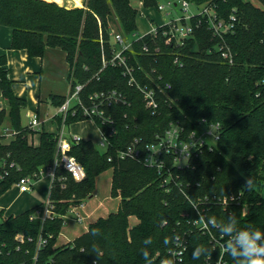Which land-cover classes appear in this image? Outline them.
Listing matches in <instances>:
<instances>
[{
    "label": "trees",
    "instance_id": "trees-1",
    "mask_svg": "<svg viewBox=\"0 0 264 264\" xmlns=\"http://www.w3.org/2000/svg\"><path fill=\"white\" fill-rule=\"evenodd\" d=\"M48 1L68 7L75 6L72 2L82 4V0H0V26L12 30L10 49L25 50L31 59H42L47 48H60L66 53L71 91L80 84H86L83 97L117 90L127 103L109 111L114 124L103 126L95 120L103 131L113 132L106 152L90 140L72 143L70 155L83 165L87 177L79 183L66 170H56L49 195L52 217L45 222L31 220L45 204L16 216L0 211V264H172L178 237L187 240L181 264H206L208 250L211 264H215L220 253L213 248L212 237L184 217L194 214L186 194L196 199L242 193L240 206L227 211L220 206L212 209L216 223L211 232L216 238L222 236L221 229L228 226L232 214L238 219L236 231L250 225L264 232V0H258L261 7L244 0H186L199 9H213L217 19L228 24L235 16L233 28L223 39L217 38L208 18L196 15L190 21L195 27L193 36L182 47L166 45L162 33L156 43L148 36L133 43L126 54L131 65L144 66L138 73L141 82L148 80L144 79L148 72L162 76L163 85H171L169 97H160L156 114L146 109L141 93L129 85L120 67L109 65L101 71L103 51L111 57L114 26L119 25L126 37L138 32V12L131 0H85L83 8L71 10ZM141 2L146 9L159 4L158 0ZM221 43L229 47L232 63L217 50ZM146 44L153 54L144 53ZM177 57L180 65L175 64ZM14 83L7 56H0V128L8 125L15 133L9 143H0V160L7 158L16 164L0 182V199L21 178L51 168L58 156V133L22 126L27 100L16 96ZM51 100L60 108L66 97L52 96ZM56 120L60 130L63 124L66 127L90 119L70 112L65 119L57 115ZM202 120L221 125L220 139L212 150L203 149L185 170L174 167L169 159L164 174L170 171L175 177L169 191L162 186L156 169L142 160L118 158L135 139L154 143L173 125L191 132ZM36 134L40 135L38 146L31 142ZM109 170H113L111 195L121 199L118 212L100 218L73 242L57 246L70 209L93 198L98 177ZM248 179L252 180L249 190L245 187ZM245 204L249 205L246 216ZM131 217L139 223L131 226ZM92 230H98L99 235L93 237ZM20 234L24 243L17 240ZM40 238L46 245L39 247ZM93 244L99 248V257ZM198 246L206 249L194 259L192 252ZM226 258L235 264L230 255Z\"/></svg>",
    "mask_w": 264,
    "mask_h": 264
},
{
    "label": "built area",
    "instance_id": "built-area-1",
    "mask_svg": "<svg viewBox=\"0 0 264 264\" xmlns=\"http://www.w3.org/2000/svg\"><path fill=\"white\" fill-rule=\"evenodd\" d=\"M143 4V3H142ZM192 4L186 0H171L168 2L170 7H181L182 15H178L175 18L171 19L168 22H164L159 25L151 26L150 30L144 35L133 34L129 37H126L121 31L111 32V57L107 58L106 53L103 51V71L107 66H118L122 69L123 75L128 79V83L131 87H134L138 90L142 97L143 102L151 113L156 114L161 106V96H167L168 91L171 90V85H163L162 76L154 77L152 74L146 72L144 79H148L141 82V77L138 73L144 71V66L138 64L137 66L131 65L129 63V58L127 52L132 49L133 43L143 40L145 37H151V40L156 43L157 37L162 33V36L165 38L166 45H176L177 47H182L185 45L186 40L193 36L194 26L190 23L191 19L198 16H203L208 18L210 27L215 34V37L223 39V36L228 33L233 28V22H235V16L231 17L230 24L225 23L217 19L216 12L209 8H201L197 14L191 13L189 11ZM159 11H164L166 7L164 5L158 4L156 7ZM151 22H155L151 19ZM198 27V26H197ZM130 38V39H129ZM103 44V40H101ZM156 52H160V47H156ZM217 50L222 54V57L228 62H233V56L226 45V43H221ZM145 54L150 55L151 47L146 44L143 48ZM181 61L177 57L175 59V64L180 65ZM153 73H156V70H153ZM150 81V82H147ZM86 84H80L75 87L74 90L66 97L65 103L58 109L57 115L63 116L65 119L67 114L70 112L73 115L81 113L85 118H89L95 124V120L101 121L103 126L112 125L114 121L112 115L109 114V111L114 108L116 105H125L127 103L126 96L117 91V90H108L91 93L87 96H82V93L85 89ZM56 115V116H57ZM56 116L54 119H56ZM43 123L41 122L38 115H32L30 127L33 130H40ZM97 125V124H96ZM100 135H101V145L108 148L109 145V136L113 133L103 131L100 126H98ZM220 129L221 125L219 123H209L206 120H202L197 128L191 132H186L183 128L178 125H173L170 129L165 132L164 136H158L157 141L150 144H142L141 140L135 139V141L130 144L125 150H122L118 153V158L120 160H142L145 165V157L150 156V151L147 150L148 146H151L153 152L156 153L153 156V166H147L152 169H156L161 174V183L162 186L169 191V184L172 183L175 179L173 174L168 171L164 174L167 169L169 159H172L173 166L185 170L189 168L191 162L194 158L200 156L201 152L205 148L212 150L214 145L220 139ZM110 134V135H109ZM14 131L9 127L3 126L0 128V143H9L14 138ZM59 143H58V156L54 161V164L51 168H41L38 172L30 176H25L20 179L14 187L18 190L20 194H26L32 192L39 182L44 178H50L51 187L53 182L56 179V170L62 168L66 170L76 182H82L86 179L87 174L83 165L72 155V143H79L83 139L79 136H72L71 138L65 137V126L63 124L62 129L59 130ZM10 139V140H9ZM10 157V155H8ZM113 159L110 158V161ZM146 166V165H145ZM16 164L14 162H8L7 158L0 160V182L4 181L6 177L9 176V168H15ZM51 190V189H50ZM241 194L239 196H201L196 199L192 198L190 195L186 194L187 199L192 203L193 206V215L185 214L184 217H188L189 221L198 228L199 231H202L203 234L210 235L211 243L214 249H218L219 253L215 259V264H229L226 256L228 255L224 251L225 241L229 238H216L212 235L211 225L207 223L209 217H212L211 211L214 207L220 206L225 211L232 209V206L241 205ZM72 207L70 213L74 216L72 220L82 223L83 218L78 212V209L82 207ZM52 205L49 200L44 206V209L40 212H37L31 217V220H41L45 222L46 219L52 217ZM249 205H244V216L248 214ZM199 215L203 216V220H198ZM17 240L20 243L25 242L23 235H18ZM47 241L40 238L39 247L46 245ZM187 251V240L185 238H177L176 248L172 251L173 261L172 264H181L184 261V255ZM212 256L207 258L206 264H211Z\"/></svg>",
    "mask_w": 264,
    "mask_h": 264
},
{
    "label": "crops",
    "instance_id": "crops-1",
    "mask_svg": "<svg viewBox=\"0 0 264 264\" xmlns=\"http://www.w3.org/2000/svg\"><path fill=\"white\" fill-rule=\"evenodd\" d=\"M250 1L254 3L255 0L254 1L250 0ZM72 3L75 6H79V7L82 6V4L78 5L74 2ZM11 41H12V30L8 27L0 26V56L3 55L7 56L10 77L15 82L13 85V90L16 96L24 99L25 98L29 99L32 101L34 105L38 103V107H39L41 103L47 104V101L51 99L52 96L67 97L70 94L71 85L67 79L69 75V65L66 61V53L62 49L47 48L45 51V55L42 59L41 58L31 59L29 57V54L25 50L22 51L11 50L10 49ZM42 123H43L42 125L43 128L45 127L46 124L53 125L54 123H57L59 126L58 121L54 118L52 120H49L47 123L46 122H42ZM51 133H57V132H51ZM35 136L32 137L31 142L35 146H38L40 142L37 145L34 143ZM112 179H113V172L110 182V195L112 188ZM40 184H42L43 191L45 190V188H48L47 195L49 200L50 189H51L50 178L48 177L44 178L41 182L36 184L35 188L37 186H40ZM100 196L101 195L94 193L93 199H91L89 202L86 201L85 203H83V206L78 209V212L83 218V222L78 223L72 220L73 223H70L67 225V227H65V228L69 227L70 230L68 233L66 232L63 233V229H65L63 228L60 236H63L65 243L59 244L57 246H63L73 242L78 237L88 232L89 227L95 222H97L100 218H107L110 214L118 212L121 202L120 198H117L119 200L117 205L115 206L114 212H111L109 209H105L104 211L100 212L101 208L104 205H106L105 198L101 199ZM96 200L98 202H94ZM37 206H33L31 208H28L27 210H30ZM22 213H19L18 215ZM137 224H131V226Z\"/></svg>",
    "mask_w": 264,
    "mask_h": 264
},
{
    "label": "rangeland",
    "instance_id": "rangeland-1",
    "mask_svg": "<svg viewBox=\"0 0 264 264\" xmlns=\"http://www.w3.org/2000/svg\"><path fill=\"white\" fill-rule=\"evenodd\" d=\"M171 0H158V3L160 5H164L166 9L164 11H159L157 8H144L143 4L141 3V0H131V5L133 8L138 12V17H137V29L138 35H144L146 34L151 26L159 25L164 22H168L171 19L175 18L178 15H182V10L181 7H170L168 6V2ZM251 2L250 0H246ZM254 1V0H252ZM48 2H53L57 3L54 1H48ZM84 2L85 0H82V6L80 7H75V6H69L70 8H83L84 7ZM252 3V2H251ZM255 3V4H254ZM253 5L257 7H261V4L258 0H255ZM59 4V3H57ZM68 7V6H66ZM189 11L191 13L197 14L200 9L194 5L190 6ZM151 19H153L155 22H151ZM119 25L116 24L114 26V31H120L119 30ZM130 39V38H129ZM26 99V98H25ZM27 100V107L25 110H23L21 114V123L22 126L24 127H29L30 122H31V117L32 115H38L41 122H48L49 120H52L58 113V109L53 103L52 100L49 99L47 101V104L41 103L38 107V103L35 105L32 103L31 100ZM8 123V122H7ZM8 126V125H6ZM45 129L46 132H57L59 133V126L57 123L52 124H46L45 127H41V130ZM40 131V130H39ZM72 136H79L83 138L84 140H90L96 146L99 148L101 152H106L107 148L103 145H101V135L99 132V129L97 125L92 121V120H85L81 121L78 123H75L70 126L65 127V137L69 138ZM40 142V135L37 134L34 139V143L37 145ZM112 170H109L99 176L97 180V187H96V192L98 195H101V199L105 198V203L100 212L104 211L105 209H109L111 212L115 211V206L118 203L117 198H113L110 195V182L112 178ZM48 188H45L43 191L42 189V184L40 186H37L34 191L26 193V194H21L18 192V190L13 186L1 199H0V211L4 210V215L5 216H10V215H18L19 213L24 212L28 208H31L33 206H39L42 204H46L48 200ZM93 199V198H91ZM90 199V200H91ZM90 200H87L88 202ZM94 202H98L97 200ZM99 212V211H98ZM105 213V212H103ZM74 215L72 213H68L66 216V223L65 227H67L68 224L73 223L72 217ZM138 219L136 217H132L130 219V224H137ZM77 224V223H76ZM69 227L63 229V233L69 232ZM59 244L65 243V240L63 236H60L58 238Z\"/></svg>",
    "mask_w": 264,
    "mask_h": 264
},
{
    "label": "clouds",
    "instance_id": "clouds-1",
    "mask_svg": "<svg viewBox=\"0 0 264 264\" xmlns=\"http://www.w3.org/2000/svg\"><path fill=\"white\" fill-rule=\"evenodd\" d=\"M148 151L151 155L145 157V165L153 166V152L151 146H148ZM252 186V180H246L245 187L249 190ZM204 217L199 215L198 220H203ZM228 226L221 229L222 236H228L225 241L224 251L232 257L235 264H264V232L260 229H252L249 225L239 231H236L238 219L235 214L228 217ZM207 223L215 225L216 221L213 217H209ZM235 233V234H234ZM93 237L98 236V230H92L90 233ZM148 242V241H146ZM93 252L99 257V248L96 244L92 245ZM205 247L198 246L193 249L192 256L194 259H199L202 253L205 252ZM206 255L211 257V250L206 252Z\"/></svg>",
    "mask_w": 264,
    "mask_h": 264
},
{
    "label": "water",
    "instance_id": "water-1",
    "mask_svg": "<svg viewBox=\"0 0 264 264\" xmlns=\"http://www.w3.org/2000/svg\"><path fill=\"white\" fill-rule=\"evenodd\" d=\"M59 6H61V7H65L67 10H71L72 8H70V7H66V6H63V5H61V4H58Z\"/></svg>",
    "mask_w": 264,
    "mask_h": 264
}]
</instances>
